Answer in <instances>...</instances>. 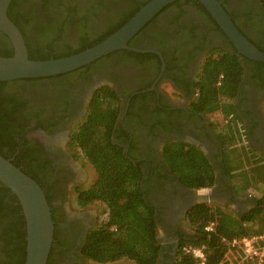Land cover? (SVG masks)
<instances>
[{"label": "flooded vegetation", "instance_id": "obj_1", "mask_svg": "<svg viewBox=\"0 0 264 264\" xmlns=\"http://www.w3.org/2000/svg\"><path fill=\"white\" fill-rule=\"evenodd\" d=\"M144 1L21 0L32 23L25 33L28 49L51 59L65 55L70 48L78 49L81 38H95L118 26ZM178 2L132 39V48L155 52L145 53L152 55L145 61L125 55L104 57L65 75L15 81L11 89L0 91V119L9 121L2 128L0 120V155L35 179L50 202L56 224L50 264H84L87 260L82 249L87 237L103 222L96 204L83 209L76 204L78 193L89 189L90 177L88 164L73 141L96 95L105 88L120 98L114 141L143 163L147 198L157 209L158 264H177L183 241L197 240L187 222L194 207L214 202L242 216L256 207V198L243 197L221 165L225 148L245 147L251 151L254 166L260 165V153H264V67L243 63L235 115L227 116L222 109L210 114L197 109L202 66L213 52L233 53L235 49L197 6ZM223 7L244 37L264 49L261 0H224ZM223 136H227L225 144ZM170 142L194 145L209 159L216 182L207 199H197L196 191L182 186L165 164L163 150ZM3 186L0 264H15V228L23 214H14V195Z\"/></svg>", "mask_w": 264, "mask_h": 264}, {"label": "trees", "instance_id": "obj_2", "mask_svg": "<svg viewBox=\"0 0 264 264\" xmlns=\"http://www.w3.org/2000/svg\"><path fill=\"white\" fill-rule=\"evenodd\" d=\"M150 1L145 0L141 7L136 8L130 15H126L118 26L112 27L95 38H81L82 42L78 49L70 48L67 54L55 56L52 59L69 57L98 45L122 28ZM183 1L191 2L197 6L216 27L217 31L223 33L199 1L179 0L178 3ZM179 6L181 7L182 4ZM261 7L264 10V0H261ZM228 15L231 16L229 13ZM8 17L20 30L25 40L27 27L32 23H30L26 12L22 10L21 0L12 1L8 10ZM148 26L142 29L137 36ZM248 40L250 41V39ZM131 41L129 42L130 47H132ZM250 42L252 43V41ZM25 44L31 60L46 61L51 59L40 54H32L28 49L26 40ZM255 46L264 52V49ZM13 54L10 40L0 31V57L8 58L12 57ZM115 55H125L127 58H134L140 62L152 56L125 50L115 52L107 57ZM155 59H157L158 67H160V60L157 57ZM243 63H252L260 68L264 67V63L253 62L247 58L242 60L241 56L236 55V51L233 53L213 52L202 66L199 75L197 87L200 96L196 108L204 114L222 109L227 116L235 115V102L244 77ZM11 83L0 82V91L5 92L11 89ZM120 110V98L115 92L109 88L99 91L86 121L74 135L73 143L79 150L80 158L93 168L96 175L92 186L78 193L76 204L83 209L89 205L100 203L104 205L107 215V220L103 221L88 235L82 249V255L87 261L94 264H115L122 261L132 264H158L161 246L157 238V209L147 198L145 186L148 182L142 169L143 163L136 162L131 152H126L125 148L116 144L113 138ZM0 120L2 121V128L9 124V121H5L7 119ZM226 137H222L224 144L227 141ZM224 151L222 169L231 175L232 184L238 192L245 193L253 182L259 181L264 184V160L260 159L259 166L246 170L244 160L246 159L247 162L248 156L245 151H228L226 148ZM163 159L175 178L185 188L198 191L210 189L215 185L214 168L198 147L186 143L170 142L164 147ZM12 164L19 168L18 165ZM22 172L29 176L23 170ZM0 185L3 186L1 182ZM3 187L11 194L8 188ZM13 197L17 203L14 214L21 215L22 209L17 198ZM47 201L56 228L52 207L48 199ZM255 203L256 207L245 216L237 213L229 214L220 208H213L206 204L191 209L187 214V222L196 233L197 240L183 241L177 255V264H199L191 254L186 253L185 248L187 247L202 249L206 257L205 264H226V257L231 249L225 244V241H240L244 238L263 236L264 191L260 198L255 200ZM9 217H12L11 211ZM20 218L15 228V243L18 245L15 264H25L26 260L25 220L22 215ZM211 225H213V230L206 231V228ZM261 245L263 246L264 242ZM52 251L53 246L48 264L51 262ZM257 263V260H246L244 264ZM262 264H264V257Z\"/></svg>", "mask_w": 264, "mask_h": 264}, {"label": "water", "instance_id": "obj_3", "mask_svg": "<svg viewBox=\"0 0 264 264\" xmlns=\"http://www.w3.org/2000/svg\"><path fill=\"white\" fill-rule=\"evenodd\" d=\"M12 1L0 0V31L10 40L14 51L12 57H0V82L2 83L65 75L118 51L155 53L132 48L129 42L164 9L178 0H151L122 28L98 45L69 57L46 61H34L29 58L22 33L8 17ZM197 1L204 6L217 23L238 55L254 62L264 63V52L260 51L239 31L223 7L224 0ZM0 182L17 198L22 209L26 230L25 264H48L54 243L55 227L51 208L42 188L35 180L1 155ZM210 192V189L196 191L197 199H206Z\"/></svg>", "mask_w": 264, "mask_h": 264}, {"label": "rangeland", "instance_id": "obj_4", "mask_svg": "<svg viewBox=\"0 0 264 264\" xmlns=\"http://www.w3.org/2000/svg\"><path fill=\"white\" fill-rule=\"evenodd\" d=\"M217 54H220V53H217ZM216 54V55H217ZM220 116L218 115V118ZM221 118V117H220ZM216 124L219 125V123L216 122ZM246 147L244 148L243 151H245L247 153V156H248V159H247V162H246V159L244 160V164H245V168L246 170H250L253 168V166L255 165L251 158V151H246L245 150ZM260 159L264 160V153H260ZM89 183H88V188L92 186V184L94 183L95 179H96V175H95V172L93 170V168L91 166H89ZM264 191V184L263 183H260L259 181L258 182H253L252 186H250L245 193L242 194V196L244 197V195H251L252 197L256 198V199H259L260 196H261V193ZM209 197V196H208ZM207 197V198H208ZM206 198V199H207ZM210 206H212L213 208L214 207H217V208H220L222 209L224 212H227L229 214H232V213H237V211L233 208H226L223 204H217V203H210L209 204ZM95 210L98 209L99 212H100V218L105 221L107 220V215H106V209L104 207V205L100 204V203H97L95 206H94ZM125 262V261H123ZM125 263H129V262H125ZM245 261H244V257L242 256V254H240L238 251H231L228 253L227 257H226V264H244ZM84 264H94L92 262H89V261H86Z\"/></svg>", "mask_w": 264, "mask_h": 264}, {"label": "built area", "instance_id": "obj_5", "mask_svg": "<svg viewBox=\"0 0 264 264\" xmlns=\"http://www.w3.org/2000/svg\"><path fill=\"white\" fill-rule=\"evenodd\" d=\"M213 225L206 228V231H212ZM225 241V240H224ZM264 242V235L260 237L254 238H244L240 241H225V244L230 247L231 251L240 250V254L244 257V261H255L257 260V264H262L264 257V245L261 244ZM186 253L191 254L199 264H205L206 257L202 249L187 247L185 248ZM230 251V252H231Z\"/></svg>", "mask_w": 264, "mask_h": 264}]
</instances>
